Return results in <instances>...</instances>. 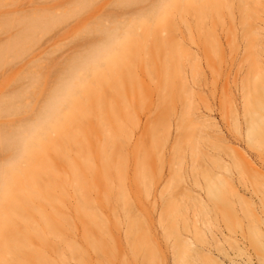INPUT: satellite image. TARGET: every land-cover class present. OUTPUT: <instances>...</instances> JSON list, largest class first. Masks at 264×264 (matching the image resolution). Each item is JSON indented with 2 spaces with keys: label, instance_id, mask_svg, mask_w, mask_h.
Segmentation results:
<instances>
[{
  "label": "rangeland",
  "instance_id": "374dc122",
  "mask_svg": "<svg viewBox=\"0 0 264 264\" xmlns=\"http://www.w3.org/2000/svg\"><path fill=\"white\" fill-rule=\"evenodd\" d=\"M121 2L0 0V137L34 122L100 28L137 39L104 106L71 112L74 141L48 131L14 165L0 148L18 170L0 264H264V0H163L146 25L159 2Z\"/></svg>",
  "mask_w": 264,
  "mask_h": 264
},
{
  "label": "bare ground",
  "instance_id": "6f19581e",
  "mask_svg": "<svg viewBox=\"0 0 264 264\" xmlns=\"http://www.w3.org/2000/svg\"><path fill=\"white\" fill-rule=\"evenodd\" d=\"M140 1L142 0H122L121 3L131 5ZM154 1L159 3L143 12L136 21L145 25L150 22L161 23V14L167 9V5H164L163 0ZM99 32L103 34L104 42L87 47L66 64L59 81L42 103L40 113L34 122L24 124L0 137V148L16 153L10 165L16 164L18 158L21 159L36 150L38 145L36 138L46 135L48 131L58 132L64 128V140L74 141L77 135L71 131L70 126L73 125V120H76L77 117H72L71 112L75 114L77 110L83 109L81 115L88 118L89 115L104 106L100 92L107 85L105 71L108 70L116 78H120L116 60L122 58L128 47H133L137 39L133 30L129 28L122 34L117 27L113 30L105 27L100 28ZM1 53L2 51L0 52L2 58ZM15 97L21 98L22 94L17 93ZM25 106L21 103L15 109L24 111ZM66 123H68L69 129H66ZM16 169V166H10V170L4 168L0 171V188L5 185L4 199L8 196L7 185L12 178L10 171L13 172ZM6 215V213L3 214V233L8 236L10 230L7 226Z\"/></svg>",
  "mask_w": 264,
  "mask_h": 264
}]
</instances>
